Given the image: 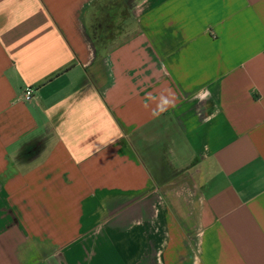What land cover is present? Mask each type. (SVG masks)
Segmentation results:
<instances>
[{"label":"crops","instance_id":"obj_1","mask_svg":"<svg viewBox=\"0 0 264 264\" xmlns=\"http://www.w3.org/2000/svg\"><path fill=\"white\" fill-rule=\"evenodd\" d=\"M105 1L0 0V264H264V0Z\"/></svg>","mask_w":264,"mask_h":264},{"label":"rangeland","instance_id":"obj_2","mask_svg":"<svg viewBox=\"0 0 264 264\" xmlns=\"http://www.w3.org/2000/svg\"><path fill=\"white\" fill-rule=\"evenodd\" d=\"M134 1V0H133ZM103 5L101 6L102 8V11L103 9L104 10H108V9H115L117 10V13H116V17H120V16H124L125 15V12L122 13V15L120 14L122 11L125 10L126 7H129L130 6V3L127 2V1H124V0H108V1H105L104 3H102ZM129 4V5H128ZM100 8V9H101ZM124 9V10H123ZM126 11V10H125Z\"/></svg>","mask_w":264,"mask_h":264},{"label":"clouds","instance_id":"obj_3","mask_svg":"<svg viewBox=\"0 0 264 264\" xmlns=\"http://www.w3.org/2000/svg\"><path fill=\"white\" fill-rule=\"evenodd\" d=\"M208 95H210V93H208ZM161 99H162V101H163V105H164V106H161V107L158 108V110L154 111V112H153V115H154V116L162 115L163 112L166 110V107H167V106H170V101L168 100L167 97H161ZM113 143H114V141H113ZM105 146H106V145H105Z\"/></svg>","mask_w":264,"mask_h":264},{"label":"built area","instance_id":"obj_4","mask_svg":"<svg viewBox=\"0 0 264 264\" xmlns=\"http://www.w3.org/2000/svg\"><path fill=\"white\" fill-rule=\"evenodd\" d=\"M34 96H35L34 89H32L30 87L27 88L26 91H25L24 99L26 101H29V100L33 99Z\"/></svg>","mask_w":264,"mask_h":264}]
</instances>
